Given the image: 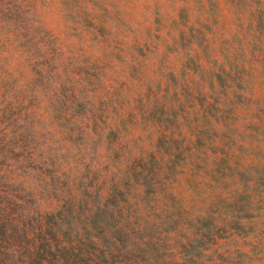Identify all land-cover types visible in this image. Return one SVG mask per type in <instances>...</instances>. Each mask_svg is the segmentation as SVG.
<instances>
[{"label":"rangeland","instance_id":"rangeland-1","mask_svg":"<svg viewBox=\"0 0 264 264\" xmlns=\"http://www.w3.org/2000/svg\"><path fill=\"white\" fill-rule=\"evenodd\" d=\"M189 1L190 6L181 0H67L62 7L59 0H53L44 15L54 33L77 47L86 60L97 58L103 63L102 74L113 77L114 92L118 88L119 94H126L141 82L140 68L153 65L145 60L150 54L126 59L112 55V49H101L92 35L90 40L85 35L81 40V29H89L91 24L85 16L107 4V13H98L110 28L122 22L120 31L132 34L143 33L148 25L158 27L153 40L157 47L164 25L171 28L173 18L180 15L182 22L188 16L191 24L203 23L197 15L201 0ZM78 3L85 12L77 27L72 20H78ZM251 6V1L241 0L238 10ZM213 14L216 17L205 27L214 41L227 29L242 25L235 15L219 7ZM242 20L246 25L249 18ZM238 40L233 37L220 48L231 62L246 70L253 66L258 70L253 75L264 77V62L248 58ZM189 46L185 42L180 50ZM176 50L171 48L173 56L166 53L163 60L177 82L184 75L185 64L179 63ZM149 73H153L151 67L146 75ZM116 95L107 96L110 103L123 102L122 95ZM142 101L147 103L149 98ZM87 109L49 110L50 130H41L34 139L32 129L30 137L8 153L4 163L20 178L22 187L0 178V264H264V124L240 119L237 127L230 119L223 127L219 123L212 127L208 122L198 140L190 134L188 140L175 127L174 133L166 132L174 136L173 141L165 138L163 143L156 140L158 136L149 138L153 130L141 118L144 121L126 129L120 125L119 133L107 129L104 137H94L90 129L83 137L76 132L73 116L85 115ZM196 117L193 114L190 119L194 122ZM94 124L90 126L94 128ZM201 124L194 126L201 128ZM225 130L231 131L227 139L221 138ZM122 164L134 168L132 176L119 170ZM130 192L145 195L125 202ZM4 202H8L5 208ZM251 218L255 225L247 226ZM218 220L238 221L243 228L234 229L231 224L222 230L216 228ZM202 238L199 253L197 240ZM130 242L134 248L126 249Z\"/></svg>","mask_w":264,"mask_h":264},{"label":"trees","instance_id":"trees-1","mask_svg":"<svg viewBox=\"0 0 264 264\" xmlns=\"http://www.w3.org/2000/svg\"><path fill=\"white\" fill-rule=\"evenodd\" d=\"M181 1L191 5L189 0ZM199 1L197 3L200 4ZM249 1L252 6L239 11L241 0H201L202 8L197 10V15L203 23L191 24L188 16L182 22L179 20L180 15L173 18L171 28L166 29L164 25L165 32L157 47L153 45V40L158 27L148 25L144 27L143 33L132 34L130 30L120 31L122 22L110 28L107 19L101 18L98 13H107V4L100 6L97 12L85 16L91 20V24L89 29H81V40L84 35L90 40L89 36L92 35L94 40L101 43V49H112V55H123L126 59L145 57L146 52L150 54L145 60L151 61L153 65L140 68L141 82H137V89L133 87L132 92L128 89L126 94H119L118 88L117 92L113 91V77L106 78L102 74L104 66L100 60H86L77 47H71L54 33V26L44 15L53 0H0V178L22 187L20 178L14 177L4 161L9 152H14L19 141L24 143L30 137L28 132L32 129L34 139L39 138L41 130L49 131L53 123L48 111L60 107L88 108L85 115L73 116V121L77 124L76 132L83 137L89 135L90 129L93 130L94 137H104L107 129L119 133L120 125L126 129L127 126L144 120L148 121L153 130L149 138L158 136L156 140L160 139L163 143L165 138L173 141L174 136L166 132L168 130L174 133L175 127L184 131L185 138L190 134L198 140L207 131L208 122L212 127L216 123L223 127V123L230 119L237 127H240V119L242 122L255 120L264 124V116L260 117L264 108V77L253 75L258 72L253 70V66L246 70L239 63L231 62L220 48L223 42L239 37L238 44L247 51V57L257 59L259 63L264 62V0ZM59 2L62 7L67 4V0ZM216 7L235 15L242 25L234 30L227 29L220 39L214 41L205 23L216 17L213 14ZM62 10L64 17V8ZM84 12L82 4L78 3V20L72 16V23L77 27L83 21ZM245 16L249 18L246 25L242 20ZM69 29L73 30L75 27L69 26ZM185 42L191 43V46L187 50H180ZM171 48H177L179 63L185 64L184 75L177 82L163 60L166 53L173 56ZM81 50L86 53L83 48ZM231 56L235 58L233 52ZM120 60L123 61V58ZM150 67L153 73L146 75ZM170 83L173 84L171 88ZM118 84L120 85L119 81ZM142 89L147 91L145 95L138 94ZM116 93L115 97L122 95L123 102L110 103L107 96ZM169 94L170 98L167 97ZM147 97L149 102L144 103L142 99ZM193 114L197 116L194 122L193 118L190 119ZM20 123L26 125H19ZM91 123H96L94 128L90 126ZM194 123H202L199 125L201 128L194 126ZM228 135H231V131L225 130L221 138L227 139ZM7 145L10 149H7ZM158 158L161 159L160 154ZM140 161L137 160V165L141 166ZM119 170L130 176L134 173L130 164H122ZM137 195L145 194L130 192L124 201L130 202ZM4 204L3 208L8 202ZM249 220L247 226L255 225L252 222L254 218ZM218 221L220 223L216 228L222 230L231 224L234 229L243 228L238 221ZM23 235L26 237L24 232ZM215 236L217 237L216 234ZM197 241L200 253L199 247L204 239ZM133 248L131 242L126 247ZM168 257L179 262L175 257Z\"/></svg>","mask_w":264,"mask_h":264}]
</instances>
